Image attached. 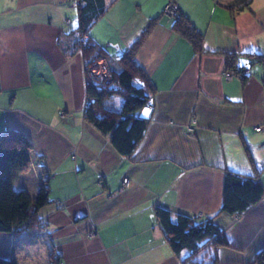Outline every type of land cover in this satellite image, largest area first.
<instances>
[{"label":"crops","instance_id":"1","mask_svg":"<svg viewBox=\"0 0 264 264\" xmlns=\"http://www.w3.org/2000/svg\"><path fill=\"white\" fill-rule=\"evenodd\" d=\"M73 2L0 0V133L20 131L32 143L24 181L36 192L46 169L50 197L42 226L0 236V251L13 246L20 264H51V252L60 264H183L190 254L171 249L160 206L226 232L229 245L207 248L200 261L252 264L264 251V196L241 214L222 203L227 171L264 186V0H175L203 33L201 50L174 29L169 0H105L90 35L110 52L149 30L136 60L154 89L130 156L84 117L87 66L72 46ZM231 54L246 79L224 75Z\"/></svg>","mask_w":264,"mask_h":264},{"label":"trees","instance_id":"2","mask_svg":"<svg viewBox=\"0 0 264 264\" xmlns=\"http://www.w3.org/2000/svg\"><path fill=\"white\" fill-rule=\"evenodd\" d=\"M78 28L73 31L72 46L81 50L86 66L96 58L108 60L109 79L86 77L88 102L84 110L86 121L101 133L109 135L115 149L123 156H130L143 139L148 119L139 111L150 101L153 82L145 68L136 60V54L149 30L129 48L110 55L108 48L90 35V29L106 10L105 0H76ZM171 1V0H169ZM175 1V0H173ZM174 29L187 38L196 50H201L203 33L179 9L174 16ZM256 61L263 56L244 53ZM238 56L228 55L226 70L246 79L245 66L238 64ZM88 73V72H87ZM116 96L121 97L119 105ZM32 143L20 131L6 129L0 133V236H18L32 228L41 227L39 211L50 202L46 169L41 168V180L33 192L24 176L34 164ZM264 196V186L254 176L234 171L225 174L222 211L241 214ZM156 215L166 233L174 253L189 252L183 264H205L197 256L207 248L228 246L226 232L214 220L195 222L194 218L180 214L173 219L163 207H156ZM12 250L0 251V264H20ZM61 257L50 253L51 264H60ZM252 264H264V251Z\"/></svg>","mask_w":264,"mask_h":264},{"label":"built area","instance_id":"3","mask_svg":"<svg viewBox=\"0 0 264 264\" xmlns=\"http://www.w3.org/2000/svg\"><path fill=\"white\" fill-rule=\"evenodd\" d=\"M77 1L74 0L73 5L76 7L77 6ZM179 10V7L177 5V3L173 0L169 1L164 9V12L166 15L170 16V17H174L177 12ZM86 71L91 75V76H95V75H100V76H109V66H108V62L106 59L104 58H96L94 59L91 63H89L88 67H86ZM248 71V70H247ZM224 75L228 78L231 79L234 76V73L232 71H226L224 73ZM147 105H150V102H147ZM187 129L189 131H193L194 126L189 125L187 127ZM261 127H257V130H260ZM130 180L126 177L123 179V187H127L129 186ZM91 235H94L93 233H91Z\"/></svg>","mask_w":264,"mask_h":264},{"label":"rangeland","instance_id":"4","mask_svg":"<svg viewBox=\"0 0 264 264\" xmlns=\"http://www.w3.org/2000/svg\"><path fill=\"white\" fill-rule=\"evenodd\" d=\"M117 50V49H116ZM108 52H109V54L110 55H114L115 53H112V52H110L109 50H108ZM107 62H108V60H107ZM90 77H93V76H91L89 73H87ZM94 77H97V78H99L101 81L102 80H107V79H109V77L107 76V77H103V76H100V75H95ZM116 100H117V102H118V104L120 105L121 103H122V99H121V97H118V96H116ZM0 241H1V238H0ZM24 250H25V248H24ZM22 262V264H24V262L23 261H21Z\"/></svg>","mask_w":264,"mask_h":264}]
</instances>
